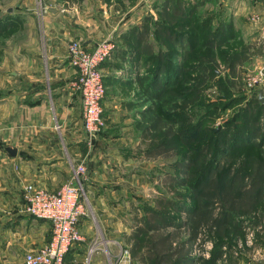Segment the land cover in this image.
<instances>
[{"label":"crops","instance_id":"obj_1","mask_svg":"<svg viewBox=\"0 0 264 264\" xmlns=\"http://www.w3.org/2000/svg\"><path fill=\"white\" fill-rule=\"evenodd\" d=\"M117 1L64 0L50 5L57 14L32 7L28 41L18 40L14 58H0V264H25L27 253L47 246L53 237L51 223L26 212L24 188L33 184L57 191L78 184L75 169L81 164L87 170L83 186L88 214L80 222L84 241L65 264L68 259H87L94 246L97 264H105L103 255L116 257L118 244L127 248L124 238L132 231L129 198L140 189L138 172L151 166L138 149L140 112L147 105L139 99L136 77L147 73L145 58L138 67L134 58L115 53L102 64L106 128L91 145L84 133L81 97L73 88L77 72L68 54L73 40L89 50L105 41L127 49L123 34L155 14L152 5L160 0ZM240 15L232 21L242 40L248 36ZM258 17L250 25L257 33L264 30ZM6 148L16 149L17 155ZM255 234L252 248L235 254V244L224 264H264V232L256 229Z\"/></svg>","mask_w":264,"mask_h":264},{"label":"trees","instance_id":"obj_2","mask_svg":"<svg viewBox=\"0 0 264 264\" xmlns=\"http://www.w3.org/2000/svg\"><path fill=\"white\" fill-rule=\"evenodd\" d=\"M153 7L157 16H146L123 34L127 49L115 46L112 56L134 58L138 67L145 58L147 73L136 77L142 105L150 103L138 122L141 139L148 144L145 157H179L176 173H167L165 184L186 192L136 213L124 241L132 264H220L246 229L264 231V156L257 153L264 147V105L256 93L249 100L240 96L234 101L246 104L198 147L193 146L195 136L181 127V115L160 112V107L169 106L168 96L183 99L182 92L190 94L181 103L182 111L197 104L207 83L217 76L210 66L217 58L233 81L251 46L228 49L239 39L233 21H222L211 30L209 20L198 19L199 5L160 0ZM3 28L0 21V34ZM195 73L199 75L186 77ZM184 80L197 84L185 87ZM208 243L213 245L210 257L196 255Z\"/></svg>","mask_w":264,"mask_h":264},{"label":"rangeland","instance_id":"obj_3","mask_svg":"<svg viewBox=\"0 0 264 264\" xmlns=\"http://www.w3.org/2000/svg\"><path fill=\"white\" fill-rule=\"evenodd\" d=\"M186 3L190 2L192 5H199L197 10V16L200 22L203 20H209L211 22V30H216L219 23L224 21L228 22L234 20L235 15L241 12L240 17L242 18V25L247 27L244 34L248 37L247 39H236L232 45H228V49L237 48V51L242 50L243 47L251 46V49L247 52V61L243 66L238 68L236 78L228 79V71L221 58H217V62L210 65L211 72H214L215 76L207 86L204 88L205 92L202 94V98L197 104L190 105L186 110L182 111L181 103L183 100L186 102L190 98L189 93L182 92L183 99L177 96H168L170 102L169 106L160 107V112L171 113L175 112L181 115L183 122L180 123L181 127H185L189 130L192 136H195L196 143L193 145L195 147L200 146L207 140L213 137V132L220 129L223 125L229 122L234 114L240 109V107L246 104V102L238 103L234 100H239L240 96L247 97V100L253 97L255 93L258 98V91L264 90V88H259L255 91L246 90L244 79L252 76L256 73H260L263 70L264 74V30L257 33L255 29L251 28L252 17L261 16L262 21L260 22L264 28V0H184ZM123 4L122 0L117 1ZM64 4V0H0V21L3 23L4 28L0 34V58H14L17 42L24 40V43L28 41V34L30 29L33 28L30 25V16L34 11V8L40 11H45L46 8L52 4ZM153 3L152 6H154ZM34 7V8H32ZM44 13V14H45ZM156 14V12H155ZM152 14L155 17L157 14ZM257 20V18H254ZM37 24V22H35ZM34 26V25H33ZM36 28V27H35ZM256 36V37H255ZM239 37V36H238ZM256 39H255V38ZM254 39V40H253ZM248 42H251L248 44ZM116 42H113L115 44ZM224 48L222 50H227ZM188 64L187 66H189ZM199 73L189 74L187 76H192V78L198 76ZM220 78V79H219ZM197 83L192 81L184 80L183 85L185 87L195 86ZM221 84V85H220ZM181 91V90H180ZM147 106L150 103L146 104ZM227 106V108H225ZM191 109L192 111H190ZM264 123V121H263ZM200 124L197 128L196 125ZM193 126V127H192ZM195 126V127H194ZM140 154H143L144 159L145 152L148 149V144L141 143L138 146ZM258 154L264 156V147L257 151ZM151 166L145 171H139L137 176V182L141 181L136 188L133 196L129 198V221L136 214H143L145 206L155 207L157 201H161L164 198L174 199L177 193L185 194V189H174L165 184L167 179V173H176V165L179 162V157L173 158H159L150 159ZM85 191V190H84ZM82 199L85 200V193H83ZM88 214V208H87ZM256 230V229H255ZM260 232H264L259 230ZM256 240V234H255ZM255 243V241H254ZM211 243L206 245L204 252L197 251L196 255L203 256L208 259L211 255L213 245L209 246ZM258 244H262L260 240ZM97 249V246H96ZM98 250L93 255L92 263L97 264ZM200 252V253H199ZM203 254V255H202ZM89 256V255H87ZM86 256V257H87ZM103 255L105 264H113V259ZM260 258V257H258ZM227 259H223L225 261ZM220 264H224V262ZM67 264H86V258L83 260L80 258L77 262L74 259L67 260Z\"/></svg>","mask_w":264,"mask_h":264},{"label":"built area","instance_id":"obj_4","mask_svg":"<svg viewBox=\"0 0 264 264\" xmlns=\"http://www.w3.org/2000/svg\"><path fill=\"white\" fill-rule=\"evenodd\" d=\"M254 18L259 19L258 16ZM254 18L252 19L256 20ZM114 49L115 45L111 41L100 42L91 50L78 40L71 41L68 46L70 63L77 72L73 88L81 97L84 133L91 145L106 128L103 101L107 95V87L101 66L111 58ZM243 81L249 92L264 88L263 70ZM75 172L78 184H65L57 191L39 188L33 184L24 188L26 212L51 223L53 230L51 242L40 250L27 253L24 257L25 264H65L66 255L84 241L80 222L87 214L86 202L82 199L87 170L81 164L76 167ZM254 241L255 229H246L244 238L236 242L235 254L252 248ZM118 245L120 253L114 258L108 255L113 259V264H132L129 250L121 244ZM96 250L95 246L90 249L86 264L92 263Z\"/></svg>","mask_w":264,"mask_h":264},{"label":"water","instance_id":"obj_5","mask_svg":"<svg viewBox=\"0 0 264 264\" xmlns=\"http://www.w3.org/2000/svg\"><path fill=\"white\" fill-rule=\"evenodd\" d=\"M46 12L48 14H57L59 12V10L57 8H54V7H51V6H47L46 7ZM258 99H259L260 103L264 105V90H259L258 91ZM6 151L11 156H16L17 155V150L16 149L6 148Z\"/></svg>","mask_w":264,"mask_h":264}]
</instances>
